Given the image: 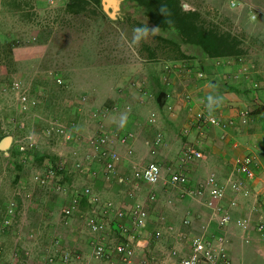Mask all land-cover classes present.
<instances>
[{"label": "rangeland", "instance_id": "1", "mask_svg": "<svg viewBox=\"0 0 264 264\" xmlns=\"http://www.w3.org/2000/svg\"><path fill=\"white\" fill-rule=\"evenodd\" d=\"M237 1L239 3L232 6L231 0H182L186 9L197 8L205 19L218 24L222 30L242 37L247 52L240 64L246 65L247 70L241 73L248 75L251 65L264 63V25L257 24L260 18L253 20L250 15L253 8L261 9L264 15V0ZM0 3L3 4L0 7H4L0 10V138L12 135L7 150H0V203L13 197L18 200L15 221L10 229L0 233V242L7 251L19 248L24 264H45V256L53 249L55 237H60L62 247L81 251L89 258L90 234L83 221L77 214L63 217L60 200L63 197L54 187L36 184L32 176L48 165L50 157L57 160L59 153L70 162L73 148L84 150V141L89 136L103 133L94 130L93 108L98 110L97 113L105 108L107 115L117 113L116 117L121 116L119 120H123L128 108L121 110L114 104H106L114 87L119 84L129 89H150L148 84L154 83L150 74L152 68L165 58L160 49L157 50L158 58L147 57L149 51L143 45L153 47L156 44L154 34L150 33L140 41L135 39L133 28L138 27L136 21L148 23V20L132 8L128 9L133 16V23H130L110 21L99 9L70 13L66 10V0H55L54 3L48 0H0ZM16 4L30 8L16 13ZM124 7L132 6L127 4ZM116 72L121 74L118 76ZM58 77L61 82L57 81ZM16 81H20L21 90L30 100H36L34 107L26 111L19 108L14 87ZM53 119L70 129L73 138L65 140L48 135L45 128ZM109 121L104 123L111 133L117 127H111ZM118 127L122 129V126ZM28 136L34 138L37 146L27 154L24 162L20 154H16V139ZM151 148L146 149L151 152ZM182 149H173L165 158L164 175L172 171L170 167L176 158L180 159L178 152ZM77 176L76 172L70 171L62 182L79 183ZM83 178L89 182L88 178ZM135 195L136 192L133 197ZM135 202L144 204L149 214L152 212L154 203L148 197L145 201L138 199ZM69 231L75 232L84 244L72 245ZM117 236L110 231L108 240H116ZM154 243L145 258H152L153 264H161ZM141 259L139 264H142ZM89 264L104 263L90 258Z\"/></svg>", "mask_w": 264, "mask_h": 264}, {"label": "crops", "instance_id": "2", "mask_svg": "<svg viewBox=\"0 0 264 264\" xmlns=\"http://www.w3.org/2000/svg\"><path fill=\"white\" fill-rule=\"evenodd\" d=\"M3 8L0 7V10ZM29 8L16 4V13H22ZM131 8L136 10L133 7H125V10ZM258 18L260 19L256 21L257 24L264 25V15ZM240 66L242 64L231 58H165L156 62L152 68L150 74L154 83L148 84L150 89H129L119 84L114 87L109 99H106V104H114L116 108H122L121 110L128 108L127 113L123 112V120H119L121 116L116 117L117 113L107 115L105 108L100 114L96 108L92 109L94 130L108 134L110 146L122 153L115 173L108 174L109 176L104 174L102 164H93L99 171L97 176L88 180L94 190L102 199H112L116 205L124 208L129 207L135 200L145 201L152 188L156 191V199L152 202L154 207L148 216L147 225L134 239L138 246L133 264H139L142 257L150 254L148 249L154 242L159 263L170 264L174 262L168 256L170 248L178 247L184 255L189 252V238L192 235L202 231L207 234L221 231L217 216L205 204L208 193L192 196L183 193L179 185H163L161 182L153 186L143 183L135 185L131 181L120 182V177L129 175L132 169L151 160L157 161L163 168L165 158L170 156L173 149L181 150L188 144L199 149L203 156L185 162L178 158L173 159L170 167L172 171L164 175L162 169V173L167 178L172 172H183L188 176L190 187H197L210 174L225 181L234 174L237 158L245 154H254L257 157L259 164L255 177L234 174L241 183L242 191L247 194L228 192L222 204L233 218L250 219L246 230L238 229L234 223L226 228V247L232 260L236 264H264V236L256 228V224L264 219V68H259L264 67V63L260 66L259 63L251 65L248 75H242ZM199 69L205 72V77L199 75ZM116 74L119 76L121 73ZM217 95L222 96V104L211 112L222 119L231 120L232 124L226 127L208 126L201 132L195 123V113L207 109V98ZM244 111H247L246 115ZM108 119L111 127H117L111 133L107 131V123H104ZM118 126H122V129ZM128 131L134 135V152L131 155L127 154L126 146L118 141L119 136ZM159 132L163 134L164 142L157 148L156 155H152L146 148L153 146L154 137ZM76 173L80 180L77 184H84L87 179L84 180L83 177L88 176ZM174 189L177 190L176 193ZM60 200L62 206L67 203L66 198ZM232 200H235V205L231 203ZM81 207L88 208V202L83 200ZM161 216L165 218V223L159 220ZM186 217L190 222L185 225L182 220ZM167 224L172 225V229L169 230ZM158 227H162L163 234L156 239L152 232ZM68 236H71L72 245L84 244L83 239L77 237L75 232H70ZM90 237L91 235L89 244Z\"/></svg>", "mask_w": 264, "mask_h": 264}, {"label": "built area", "instance_id": "3", "mask_svg": "<svg viewBox=\"0 0 264 264\" xmlns=\"http://www.w3.org/2000/svg\"><path fill=\"white\" fill-rule=\"evenodd\" d=\"M54 1L48 0L50 3H54ZM238 3L237 0H231L232 6H236ZM250 15L252 19H257L263 15V11L253 8ZM241 60L242 57L237 59V62L241 63ZM240 67L241 72H246V65L242 64ZM199 75L202 76V73L199 72ZM57 81L61 82V79L58 77ZM14 87L20 109L26 111L35 106L36 100H30L27 93L21 90L20 81H16ZM82 99L85 100V96ZM243 113L246 115L247 111ZM194 119L197 127L202 130L208 126L226 127L232 124L231 120L222 119L208 109L196 111ZM45 131L48 135H56L65 140L73 138L72 131L56 119L48 122ZM133 136L128 131L122 133L118 138V141L126 146V152L129 155L133 153ZM163 142V134L159 132L154 137L151 152L155 153ZM84 144V150L72 149L70 162L62 154H59L60 157L54 162L49 161L43 170L35 171L32 178L41 187H54L59 195L67 199V203L61 208L62 216L69 218L77 214L83 221L91 235L90 256L86 258V255L81 251L62 247L60 237H55L52 241L53 249L45 256V264H89L90 258L104 264H133L138 246L134 239L146 227L149 218V213L144 204L133 202L127 208L120 207L112 199H102L94 190L91 182H85L82 185L74 182H62V178L70 171L85 174L89 177H87L88 179H93L99 172L93 167L94 163L102 164L106 175L115 173L122 153L110 146V139L106 133L91 135L84 141ZM16 145L22 161H25L27 154L35 150L37 146L32 136L17 138ZM202 156L203 153L199 149L189 144L185 145L179 154L180 159L184 162ZM258 164L254 154H245L236 159L233 173L253 178L257 175ZM234 174L227 177L225 181L219 180L214 174H210L197 187H190L188 176L185 173L172 172L165 178L160 163L151 160L141 167L132 169L129 175L120 177V182L131 181L135 185L143 183L151 186L161 182L163 185H179L183 193L192 196H203L208 193L205 197V204L212 208L213 213L217 216V224L221 231L210 234L202 231L192 235L189 238V252L187 254L182 255L178 247L170 248L168 256L174 259V262L170 264H236L228 253L226 247L228 238L225 231L230 223L246 230L250 219L245 217L233 218L222 204L228 192L247 194V192L242 191L241 183ZM148 198L151 201L156 199V191L153 188L149 191ZM83 200L88 202L87 209L81 208ZM231 203L236 204L235 200H232ZM17 207L18 200L15 197L0 203V233L7 231L13 225ZM159 220L165 223L163 216ZM182 222L185 225L189 224L190 219L186 217ZM166 226L169 230L172 229V225L167 224ZM256 228L264 236V219L256 224ZM110 231L116 233L118 239L108 240ZM162 234V227H158L152 232V236L156 239L160 238ZM141 263L153 264V259L142 257ZM0 264H24L21 250L15 247L12 251H7L5 245L0 242Z\"/></svg>", "mask_w": 264, "mask_h": 264}, {"label": "trees", "instance_id": "4", "mask_svg": "<svg viewBox=\"0 0 264 264\" xmlns=\"http://www.w3.org/2000/svg\"><path fill=\"white\" fill-rule=\"evenodd\" d=\"M127 4L148 20V23L136 21L138 27H159V31L154 34L156 44L153 47L143 45L149 51L148 58L155 59L161 54L167 59L231 58L237 62L247 52L241 36L222 30L218 24L205 19L197 8L186 9L182 0H124L116 20L133 23L132 12L124 7ZM162 4L166 5L167 16L160 12ZM97 9L113 21L103 10L101 0H66V10L70 13L96 12ZM199 72L205 77L202 69ZM16 152L19 155L17 149ZM55 158L50 157L49 160L54 162Z\"/></svg>", "mask_w": 264, "mask_h": 264}, {"label": "clouds", "instance_id": "5", "mask_svg": "<svg viewBox=\"0 0 264 264\" xmlns=\"http://www.w3.org/2000/svg\"><path fill=\"white\" fill-rule=\"evenodd\" d=\"M160 12L164 15V16H167V11H166V5H161V8H160ZM167 22V21H165ZM159 31V27H152V28H149L148 26H142V27H135L133 28V34H134V37L137 41H140L142 40L143 38H145L148 34H156L157 32ZM208 101H209V104L206 105V108L208 110H214V108H218L220 107V105L222 104V96H209L208 98Z\"/></svg>", "mask_w": 264, "mask_h": 264}, {"label": "water", "instance_id": "6", "mask_svg": "<svg viewBox=\"0 0 264 264\" xmlns=\"http://www.w3.org/2000/svg\"><path fill=\"white\" fill-rule=\"evenodd\" d=\"M122 0H101L102 8L112 19H116L121 8ZM12 142V135H5L0 139V150L6 151Z\"/></svg>", "mask_w": 264, "mask_h": 264}]
</instances>
